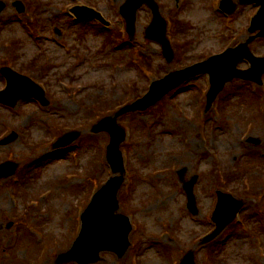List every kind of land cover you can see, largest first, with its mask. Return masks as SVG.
Returning <instances> with one entry per match:
<instances>
[{
	"label": "rangeland",
	"instance_id": "rangeland-1",
	"mask_svg": "<svg viewBox=\"0 0 264 264\" xmlns=\"http://www.w3.org/2000/svg\"><path fill=\"white\" fill-rule=\"evenodd\" d=\"M4 1L0 71L11 66L31 77L50 104L0 103V140L19 134L0 143V163H20L14 176L0 180V264H77L65 255L82 214L94 191L114 176L106 156L110 134H95L93 126L144 96L154 80L244 42L259 6L239 5L227 16L219 10L221 0H157L175 48L169 63L161 44L146 37L152 22L146 4L130 41L120 14L126 0H22L23 15L15 0ZM78 4L100 11L111 27L78 23L70 12ZM251 49L264 56V39ZM4 85L0 73V90ZM209 88L208 76H200L149 111L118 118L128 132L119 198L133 222L132 245L122 258L103 252L96 264H178L191 250L197 264H264V85L234 80L207 113ZM76 130L81 137L75 143L54 150V140ZM196 175L194 216L183 181ZM219 190L245 207L238 221L202 245L215 229Z\"/></svg>",
	"mask_w": 264,
	"mask_h": 264
},
{
	"label": "water",
	"instance_id": "water-1",
	"mask_svg": "<svg viewBox=\"0 0 264 264\" xmlns=\"http://www.w3.org/2000/svg\"><path fill=\"white\" fill-rule=\"evenodd\" d=\"M256 3L260 5V10L253 18L250 33L260 31L256 35L248 38L244 43L235 48H230L223 54L214 56L209 60L196 64L181 71H173L162 80L155 81L150 92L136 102L126 105L114 117H107L94 126L96 133L107 131L111 135V144L108 148V160L115 174L121 173V176L113 177L94 197L92 203L83 215V230L74 243L72 249L65 255L79 264H93L101 259V252L114 251L120 256H124L130 246L129 234L132 226L129 219L124 215H116L119 209L118 192L125 179V168L121 144L125 141L126 132L119 126L118 118L124 114L146 111L156 105L166 94L180 86L191 77L206 74L210 75L211 88L208 94V106L210 109L219 93L225 88L226 84L234 79H244L263 83L264 75V57H256L251 51L250 44L257 38H264V0H240V4ZM147 3L153 11L154 19L147 28L146 34L149 39L158 41L163 46L165 57L171 62L174 58V51L170 41L167 38V22L161 14L160 6L155 0H128L121 8V13L127 21V30L133 38L136 32L137 11ZM20 13L25 11V6L21 1L14 3ZM222 8L232 14L237 9V5L232 0H223ZM6 8V3L0 0V14ZM79 18H97L109 25L101 13L88 7H75L72 10ZM247 60L251 68L242 70L238 68L241 61ZM3 74L8 79V87L0 92V102L10 106L17 105L21 99L35 97L45 105L49 101L45 97L43 89L31 78L21 75L11 68H3ZM81 133H69L62 137L56 144V147L67 146L80 137ZM17 134L6 138L2 143L12 141L17 138ZM252 141L259 143L258 140ZM17 169V164L6 163L0 165V177L12 175ZM195 177L185 184L188 193L189 208L195 214H198L194 186L197 181ZM219 203L213 215V220L217 223V230L206 237L204 243L217 237L225 227L231 223L242 209L244 202L236 199L231 194L219 192ZM182 264H196L195 253L190 252L184 258Z\"/></svg>",
	"mask_w": 264,
	"mask_h": 264
}]
</instances>
